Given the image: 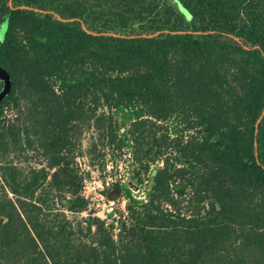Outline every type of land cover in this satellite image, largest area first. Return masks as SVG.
<instances>
[{"label":"trees","instance_id":"16d2710c","mask_svg":"<svg viewBox=\"0 0 264 264\" xmlns=\"http://www.w3.org/2000/svg\"><path fill=\"white\" fill-rule=\"evenodd\" d=\"M0 21V264H264V0H0ZM90 125L149 174L144 200L105 187L121 217L82 195Z\"/></svg>","mask_w":264,"mask_h":264},{"label":"rangeland","instance_id":"374dc122","mask_svg":"<svg viewBox=\"0 0 264 264\" xmlns=\"http://www.w3.org/2000/svg\"><path fill=\"white\" fill-rule=\"evenodd\" d=\"M184 12V11H183ZM0 44L3 41L6 31V24L0 21ZM0 81L2 82V89L0 91V98H2L9 90L10 78L8 73L0 67ZM121 121V119H120ZM174 119L167 123H161L160 134L166 133L169 138L175 137L179 134L172 131V124ZM127 130V124L122 125L119 134L122 135ZM103 131L96 127L83 128L77 148L75 159V166L83 174L85 181L82 190L88 200L89 208L94 211V214L101 219L111 218L112 215L123 216L126 215V197L121 196L110 204L107 198L102 194L105 187L119 182L120 184L133 182L137 188L132 186V194L137 200H144L146 198V190L149 187L148 173L141 174L143 179L141 184H138L134 171H137L139 166L133 164L131 159V149L129 145L124 146L121 150L113 149L107 146V138L99 141L98 136ZM186 133H184L185 135ZM94 143L96 145L94 152L91 151L90 146ZM167 152V156L172 154ZM172 156V155H171ZM15 165L28 171L31 168H39L45 165V158L41 150L22 151L13 153L9 158ZM158 163H150L149 172L153 171ZM135 177V178H134ZM82 215H86L83 213ZM80 217V216H79ZM79 219V218H78Z\"/></svg>","mask_w":264,"mask_h":264},{"label":"built area","instance_id":"2783aa9c","mask_svg":"<svg viewBox=\"0 0 264 264\" xmlns=\"http://www.w3.org/2000/svg\"><path fill=\"white\" fill-rule=\"evenodd\" d=\"M82 195H83V193H82ZM83 196L85 197V195H83ZM107 200L109 201L110 204H113L114 203V200H109V199H107ZM105 219H107V218H105Z\"/></svg>","mask_w":264,"mask_h":264},{"label":"snow or ice","instance_id":"6c2138e0","mask_svg":"<svg viewBox=\"0 0 264 264\" xmlns=\"http://www.w3.org/2000/svg\"><path fill=\"white\" fill-rule=\"evenodd\" d=\"M0 36H2V30H0Z\"/></svg>","mask_w":264,"mask_h":264}]
</instances>
